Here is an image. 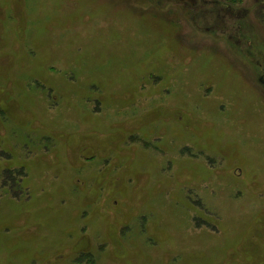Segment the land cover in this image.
<instances>
[{"label":"rangeland","instance_id":"1","mask_svg":"<svg viewBox=\"0 0 264 264\" xmlns=\"http://www.w3.org/2000/svg\"><path fill=\"white\" fill-rule=\"evenodd\" d=\"M250 111L264 0H0V264H264Z\"/></svg>","mask_w":264,"mask_h":264},{"label":"bare ground","instance_id":"2","mask_svg":"<svg viewBox=\"0 0 264 264\" xmlns=\"http://www.w3.org/2000/svg\"><path fill=\"white\" fill-rule=\"evenodd\" d=\"M216 6L218 7V5H216V4H213V6H211L210 8H208L206 5H203V11L204 12H207V11H210L211 9H214V8H216ZM194 71V70H193ZM190 72V71H189ZM193 73V72H192ZM55 79H57V78H55ZM237 86H240L239 84H237ZM245 87H246V85H245ZM246 90L247 91H249V92H251L252 93V95H255V90H254V88L253 87H250L249 85L246 87ZM205 100H209V98H206ZM233 106H235L236 107V104H235V102L232 104ZM251 112V114H249L250 116H251V118H253L254 119V121H252L251 122V125H249V127L250 128H248V130H252V128H255V126H256V124L258 123V122H262L263 121V119H264V115H261V116H257V114L255 113V111H250ZM58 116V115H57ZM231 127V129H230V132L232 133L235 129H237V127L236 126H230ZM84 128H87V126L86 127H84ZM257 131V130H256ZM258 131H260V132H263L262 130H258ZM254 152V151H253ZM263 171H264V169H263ZM263 171H260V172H258V177H259V179H261V177L263 176ZM101 175H102V173H100ZM244 176V172H242V175H241V177H243ZM250 198H253L252 196H249ZM250 198H249V200H250ZM261 201H264V200H261ZM260 200L259 201H257V203L259 204V205H261V206H259V207H261V208H263L262 207V202H261ZM2 204H4V203H2ZM1 206V205H0ZM6 211H8L9 212V210H6ZM247 213L249 214L250 212H248L247 211ZM230 215H232V214H229L228 216H229V218L228 219H230V220H241V219H243L244 218V215L242 214L241 216H230ZM94 228H98V229H100V223L99 224H97ZM139 239H141L140 237H139ZM168 241H169V239H168ZM166 244V243H165ZM152 248H153V254H152V259H153V262H156L157 260H159L160 258H161V252H160V246H157V245H152ZM7 253H5L4 254V257H3V259L4 260H6L7 259ZM16 261L18 262V259L16 258Z\"/></svg>","mask_w":264,"mask_h":264}]
</instances>
